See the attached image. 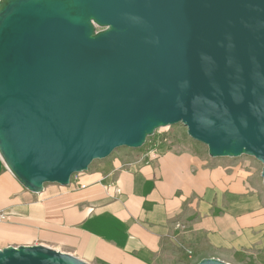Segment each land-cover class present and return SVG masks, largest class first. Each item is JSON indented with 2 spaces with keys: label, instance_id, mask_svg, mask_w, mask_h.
<instances>
[{
  "label": "water",
  "instance_id": "95a60500",
  "mask_svg": "<svg viewBox=\"0 0 264 264\" xmlns=\"http://www.w3.org/2000/svg\"><path fill=\"white\" fill-rule=\"evenodd\" d=\"M179 124L264 187V0H0V158L24 189ZM0 264L87 263L34 245Z\"/></svg>",
  "mask_w": 264,
  "mask_h": 264
},
{
  "label": "crops",
  "instance_id": "0c3cea01",
  "mask_svg": "<svg viewBox=\"0 0 264 264\" xmlns=\"http://www.w3.org/2000/svg\"><path fill=\"white\" fill-rule=\"evenodd\" d=\"M235 170L164 152L108 184L34 194L0 158V250L42 245L87 264H173L172 249H223L264 264V187L243 185Z\"/></svg>",
  "mask_w": 264,
  "mask_h": 264
},
{
  "label": "rangeland",
  "instance_id": "374dc122",
  "mask_svg": "<svg viewBox=\"0 0 264 264\" xmlns=\"http://www.w3.org/2000/svg\"><path fill=\"white\" fill-rule=\"evenodd\" d=\"M164 152L192 154L217 167L236 169L235 171L239 170L243 185H253L254 182L261 183L262 181V165L255 159L244 156L235 159H211L207 154V148L190 139L187 136L186 128L179 124L157 130L153 136L146 139L145 144L140 149L119 148L113 151L108 158L94 161L87 171L73 175L67 187H60L55 184H47L45 187L56 188L58 191H67L72 186L80 189L89 186L95 181L108 184L119 171L136 168L140 164ZM176 255L177 262L173 264H198L203 259H216L225 264H240L237 260L232 259V253L223 249L209 250L201 255L195 253L188 254L182 249H172L171 256L175 257ZM173 257L169 259L174 261L172 260Z\"/></svg>",
  "mask_w": 264,
  "mask_h": 264
}]
</instances>
